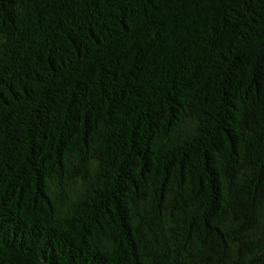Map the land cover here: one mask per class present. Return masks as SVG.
I'll return each instance as SVG.
<instances>
[{
    "label": "trees",
    "instance_id": "obj_1",
    "mask_svg": "<svg viewBox=\"0 0 264 264\" xmlns=\"http://www.w3.org/2000/svg\"><path fill=\"white\" fill-rule=\"evenodd\" d=\"M0 264H264V0H0Z\"/></svg>",
    "mask_w": 264,
    "mask_h": 264
}]
</instances>
